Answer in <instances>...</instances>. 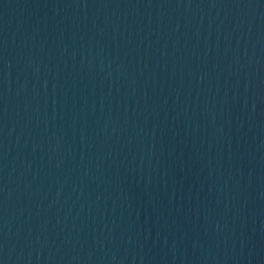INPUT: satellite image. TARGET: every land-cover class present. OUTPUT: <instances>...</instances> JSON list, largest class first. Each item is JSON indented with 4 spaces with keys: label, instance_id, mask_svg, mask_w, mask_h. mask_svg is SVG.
<instances>
[{
    "label": "water",
    "instance_id": "1",
    "mask_svg": "<svg viewBox=\"0 0 264 264\" xmlns=\"http://www.w3.org/2000/svg\"><path fill=\"white\" fill-rule=\"evenodd\" d=\"M0 264H264V0H0Z\"/></svg>",
    "mask_w": 264,
    "mask_h": 264
}]
</instances>
